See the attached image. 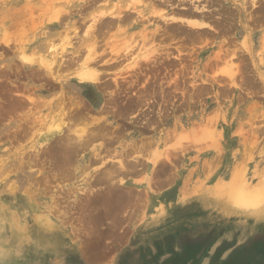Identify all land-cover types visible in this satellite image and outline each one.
Instances as JSON below:
<instances>
[{
    "label": "rangeland",
    "instance_id": "obj_1",
    "mask_svg": "<svg viewBox=\"0 0 264 264\" xmlns=\"http://www.w3.org/2000/svg\"><path fill=\"white\" fill-rule=\"evenodd\" d=\"M76 110L95 139L67 167ZM0 180L72 217L39 264H264V234L140 236L176 180L264 222V0H0Z\"/></svg>",
    "mask_w": 264,
    "mask_h": 264
},
{
    "label": "crops",
    "instance_id": "obj_2",
    "mask_svg": "<svg viewBox=\"0 0 264 264\" xmlns=\"http://www.w3.org/2000/svg\"><path fill=\"white\" fill-rule=\"evenodd\" d=\"M153 183L132 182L124 186L137 187L146 192V187L157 185ZM148 195L149 215H159L149 218V222L154 220L155 226L140 232L144 243L167 235L200 237L219 230L223 241L234 238L243 243L252 236L264 234V222H257L252 213H241L223 200L210 197L208 191L197 189L195 184H184V180H176L159 193L150 192Z\"/></svg>",
    "mask_w": 264,
    "mask_h": 264
},
{
    "label": "clouds",
    "instance_id": "obj_3",
    "mask_svg": "<svg viewBox=\"0 0 264 264\" xmlns=\"http://www.w3.org/2000/svg\"><path fill=\"white\" fill-rule=\"evenodd\" d=\"M38 189L0 190V264H39L72 220L58 201L37 203Z\"/></svg>",
    "mask_w": 264,
    "mask_h": 264
},
{
    "label": "bare ground",
    "instance_id": "obj_4",
    "mask_svg": "<svg viewBox=\"0 0 264 264\" xmlns=\"http://www.w3.org/2000/svg\"><path fill=\"white\" fill-rule=\"evenodd\" d=\"M183 3V2H182ZM185 3V2H184ZM191 3V2H190ZM194 3V2H193ZM248 3V2H247ZM163 4V3H162ZM165 5V4H164ZM184 5V4H183ZM180 6V5H179ZM178 6V7H179ZM187 7V6H186ZM208 9V8H207ZM196 10L197 11H185L181 14V16H185L187 18H189V20L191 21V24L192 26H198L199 28H201L200 26H206V25H209L207 23V20L206 18H208V15L206 14H203V10L201 8V6H197L196 5ZM182 11V10H181ZM180 11V12H181ZM184 11V10H183ZM211 17V16H210ZM224 17V16H223ZM62 18V16H61ZM210 22V21H209ZM109 23V22H108ZM259 23V22H258ZM221 24V23H220ZM207 28V27H206ZM209 29V28H208ZM215 29V28H214ZM213 29V30H214ZM202 31V30H201ZM204 31V29H203ZM241 49V48H240ZM223 52V51H222ZM92 55V54H91ZM57 56V55H56ZM58 57V56H57ZM56 57V58H57ZM222 58V57H221ZM60 60V59H59ZM220 60V59H219ZM234 60V59H233ZM51 61V60H50ZM55 60H53L52 62H54ZM221 61H223L221 59ZM43 62V61H42ZM41 62V64H42ZM51 62V63H52ZM180 62V61H179ZM229 62V61H228ZM56 63V62H55ZM58 63V61H57ZM181 63V62H180ZM52 64H49L47 63V67H52L50 66ZM55 66V65H54ZM80 66V65H79ZM50 70V68L48 69ZM58 70V69H57ZM48 72V71H47ZM50 72V71H49ZM53 72V71H52ZM54 73V72H53ZM52 73V74H53ZM57 73V72H56ZM55 74V73H54ZM83 77H85L86 75H82ZM100 77V76H98ZM85 78H90L89 76H86ZM242 78V77H241ZM118 79V78H117ZM176 80V79H175ZM235 78H232V82H234ZM245 82V81H244ZM118 83V82H116ZM105 87V86H104ZM34 100V99H31V101ZM35 101V100H34ZM37 101V100H36ZM35 101V102H36ZM34 102V103H35ZM37 106V105H36ZM83 113L82 111H79V110H76L74 112V114H72L69 118H68V125H66V128H64V123H62V119H60L61 122H58L56 123L55 125H53V128L52 129V135H54L55 137V140L57 139L56 144L52 145L51 144V148H50V153L51 155L54 156V158L56 157L58 161H61V162H64V164L67 166V167H70L71 166V162L77 157V155L79 154V152L81 150H84L86 148H88V145L91 143L92 138L95 139V135L92 134V135H86V133L88 132V129L86 127L83 128L85 132V135L83 134L84 132L83 131H79L77 130L76 128H74L72 124H76V121H78L79 119H83V115L81 114ZM61 117V116H60ZM73 121V122H72ZM72 122V123H71ZM22 128V126H21ZM31 130V129H30ZM18 131V130H17ZM91 131V130H90ZM19 132V131H18ZM50 132V131H49ZM63 133V134H62ZM92 133V131H91ZM25 134V133H24ZM46 136V135H45ZM48 140L49 137H45L44 141L45 140ZM52 142V140H51ZM144 144V143H143ZM27 155V154H26ZM95 155V154H94ZM24 157V156H23ZM93 157V155L91 156ZM95 157V156H94ZM96 158V157H95ZM94 159V158H93ZM87 163L89 162L90 159H84ZM92 160V159H91ZM94 161V160H93ZM86 163V164H87ZM77 164V163H76ZM75 164V166H76ZM90 164V163H89ZM18 166V165H17ZM61 168V167H60ZM74 168V163H73V167ZM132 169V168H131ZM126 170V169H125ZM129 169H127L128 171ZM130 171V170H129ZM128 171V172H129ZM69 172V171H68ZM125 172V171H124ZM127 173V172H126ZM110 175V174H109ZM104 176V175H103ZM108 178V176L106 177ZM113 178V177H112ZM109 179V178H108ZM95 180V179H94ZM97 180V179H96ZM100 180V179H99ZM104 181V180H103ZM0 182H2V180H0ZM107 182V181H106ZM92 185V183H91ZM97 185V184H96ZM10 188V187H9ZM14 189V188H13ZM68 193L67 194H70V191H67ZM66 194V193H65ZM89 195V194H88ZM109 195V194H108ZM246 195V194H245ZM105 197V196H104ZM255 197V196H253ZM93 198V197H92ZM109 201V200H108ZM107 203V202H106ZM111 209V208H110Z\"/></svg>",
    "mask_w": 264,
    "mask_h": 264
}]
</instances>
